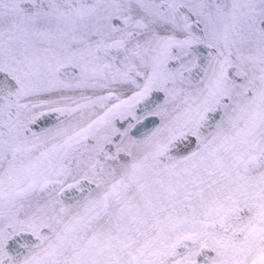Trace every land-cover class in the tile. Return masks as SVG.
I'll use <instances>...</instances> for the list:
<instances>
[{
  "label": "snow or ice",
  "instance_id": "1",
  "mask_svg": "<svg viewBox=\"0 0 264 264\" xmlns=\"http://www.w3.org/2000/svg\"><path fill=\"white\" fill-rule=\"evenodd\" d=\"M0 264H264V0H0Z\"/></svg>",
  "mask_w": 264,
  "mask_h": 264
}]
</instances>
